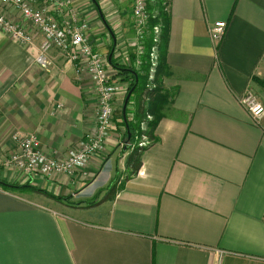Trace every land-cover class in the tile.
Masks as SVG:
<instances>
[{
    "label": "crops",
    "instance_id": "0c3cea01",
    "mask_svg": "<svg viewBox=\"0 0 264 264\" xmlns=\"http://www.w3.org/2000/svg\"><path fill=\"white\" fill-rule=\"evenodd\" d=\"M133 2L39 1L61 21L88 20L117 82L114 125L72 174L0 170V264H264V116L255 119L241 101L251 91L264 103V0H170L156 79L150 40L138 70L167 103L135 173L127 159L136 140L122 123L132 78L115 66L136 70ZM2 12L36 41L21 43L0 27V161L17 149L15 134L31 133L65 159L97 130L90 65L57 48L47 68L39 65V28L16 9ZM219 20L227 27L214 41L209 27ZM130 99L135 123L138 95Z\"/></svg>",
    "mask_w": 264,
    "mask_h": 264
},
{
    "label": "built area",
    "instance_id": "2783aa9c",
    "mask_svg": "<svg viewBox=\"0 0 264 264\" xmlns=\"http://www.w3.org/2000/svg\"><path fill=\"white\" fill-rule=\"evenodd\" d=\"M39 1L0 0V27L14 40L28 45L35 44V37L21 25L10 20L2 12V9L5 7L16 9L25 18L32 21L39 28L41 34L35 61L44 68L51 64L50 51L53 48L66 53L72 61L86 59L100 98L97 130L95 134L89 135L81 149L71 151L65 159L48 155L43 150L37 134H15L14 138L17 140L18 147L0 161V170L26 176L50 175L54 172L72 174L78 168L84 167L92 156L101 151L111 133L115 117L114 100L117 93V82L110 76L105 56L94 48L90 40L88 20H78L74 16L71 21H61L54 16L49 6H39ZM48 1L53 5L57 4V6L71 3V0ZM156 4L161 6L162 13L170 12V0H134L132 9L138 46L134 67L136 70L142 67V56L145 54L147 43L150 40L152 44L150 48V78L153 80L159 63V47L164 28L161 10L155 11L151 8ZM226 27L227 23L224 20L211 24L209 27L211 39L221 40ZM153 85L155 86V84ZM241 101L255 119L260 120L264 116V103L253 92L248 91ZM148 118L151 119L152 116L148 115ZM143 142L144 144L149 143L148 138L144 137Z\"/></svg>",
    "mask_w": 264,
    "mask_h": 264
},
{
    "label": "trees",
    "instance_id": "16d2710c",
    "mask_svg": "<svg viewBox=\"0 0 264 264\" xmlns=\"http://www.w3.org/2000/svg\"><path fill=\"white\" fill-rule=\"evenodd\" d=\"M166 15H167L166 13H163V16H162L163 23L166 19L165 18ZM156 21L158 22V19H156ZM115 66L119 70L125 71L128 75L131 76L132 80H131L130 89L134 85H136L133 93L138 95V108L135 112L136 117H138V121L133 123V120L128 118V114H127L128 111H126V118L123 117V120H122V123H124V125L127 128V133H126L127 138L126 139L129 142H133L136 140V143H135L136 145L133 147V151L131 152V154L129 155L127 159L128 166L132 167L131 173H135L139 170V168L142 165L141 157H142L143 149L149 146V143L151 142L152 139H155L154 131L156 129L159 119L161 118L160 110H161V107L167 103L166 92L162 93L160 92V90L158 89L156 90V88H151L147 86L146 83H148L147 81H148L149 76H147L148 78L145 77L146 79L141 81V77L138 73L139 72L138 70L133 69L136 71V73H138L137 74L138 80L136 81L135 75L130 70L132 69L131 67L128 68L124 65L121 66L118 64H115ZM148 66H146L147 69L149 68ZM146 93H149L148 96H151L148 101L144 97ZM130 103H131V99L129 100L128 105ZM148 115H152L153 119H149ZM128 131L130 132V135L128 134ZM144 137L148 138L149 143L144 144L143 142ZM1 183L3 186L7 188H12V189L28 187V185H11L6 182H1ZM112 190L108 193V195L112 192Z\"/></svg>",
    "mask_w": 264,
    "mask_h": 264
},
{
    "label": "water",
    "instance_id": "95a60500",
    "mask_svg": "<svg viewBox=\"0 0 264 264\" xmlns=\"http://www.w3.org/2000/svg\"><path fill=\"white\" fill-rule=\"evenodd\" d=\"M131 72L135 75L136 77V81L138 80V75L136 73L135 70L133 69H130ZM134 88H135V85L129 90L127 96H126V99H125V103H124V107H123V117L126 118V111H127V106H128V103H129V100H130V97L134 91ZM128 134L130 135V132L128 131Z\"/></svg>",
    "mask_w": 264,
    "mask_h": 264
},
{
    "label": "rangeland",
    "instance_id": "374dc122",
    "mask_svg": "<svg viewBox=\"0 0 264 264\" xmlns=\"http://www.w3.org/2000/svg\"><path fill=\"white\" fill-rule=\"evenodd\" d=\"M114 1V0H113ZM264 85V84H263ZM111 166V164H108V168ZM5 173H9V171H6V170H3ZM108 172H109V170L107 171V169L105 170V176H104V178L98 183V186L101 184V183H106L107 182V176H108ZM105 179V180H104Z\"/></svg>",
    "mask_w": 264,
    "mask_h": 264
}]
</instances>
